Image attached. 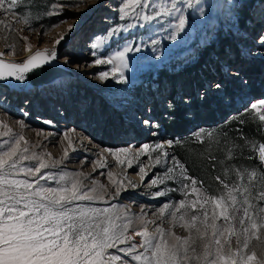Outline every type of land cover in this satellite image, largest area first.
Returning <instances> with one entry per match:
<instances>
[{
    "label": "rangeland",
    "instance_id": "374dc122",
    "mask_svg": "<svg viewBox=\"0 0 264 264\" xmlns=\"http://www.w3.org/2000/svg\"><path fill=\"white\" fill-rule=\"evenodd\" d=\"M151 2L168 6L175 3L180 12L151 21L138 17L121 20L119 9L123 0H20L15 14L0 10V21L4 22L0 23V53L3 57L21 60L30 53L26 49L31 48L32 52L46 39L54 43L60 60L65 57L64 62L74 74L72 78H61L50 86L28 92L0 89V122L6 125L0 127V132H7L8 128L12 130L8 135H0V152L6 151L18 136L23 135L27 144L22 142L21 146L29 150L26 155L35 153L49 164L42 172L55 176L57 180L64 172L82 173L80 178L85 186H93L96 182L99 190V185H104L103 199L78 203L96 208L116 205L118 214L131 221L127 234L133 239L107 250L108 255L120 256L129 264L136 262L119 248L140 242L134 231L140 229L141 220H156L167 229L170 226L167 219L163 222L157 219L158 209L165 203L185 198L177 175L178 167L172 174L177 176L176 179H165L163 184L151 186L153 178H163L168 168L174 167L172 157L184 165L175 153V142L183 141L182 145L190 147L207 142L203 150L209 156L213 155L212 160L230 164L229 156L235 150V141L229 143L223 139L225 136L230 133L241 136L245 119L260 122L264 132V121L259 120V115L264 113V105L259 101L264 100V95L251 96L249 90L250 78L264 91L261 81L264 77L258 76L259 72L264 74V61L261 60L264 59V42L261 41L264 36V0H192L191 7L188 6L189 0ZM244 7L248 15L244 14ZM201 9L203 16L200 15ZM145 11L153 14L152 7ZM181 14L187 23L183 30L177 31L175 25ZM25 17L30 19L27 25ZM129 24L135 26L129 28ZM120 25L124 27L113 33L112 30ZM218 33L221 37L235 36L239 54L230 51L226 58L219 59L218 67L201 71L196 81L186 82L180 75ZM173 35L175 39H172ZM101 39L103 46L94 49L93 44ZM57 40H60L58 44L55 43ZM126 46L132 51L126 53L127 67L121 69L124 81L120 80V73L115 77L111 75L112 65L94 63L97 58H107ZM101 72H109L108 79L101 80ZM157 81L163 83L162 88ZM253 103L258 105L259 111L251 108ZM207 104L211 106L208 110L214 111L215 121L208 118ZM178 108L183 110V117L187 120L186 138L161 124L162 118H176L174 111ZM220 108H224L225 113L218 117ZM219 138L223 149L219 156H215L210 150L215 139ZM169 140L173 141L171 146L164 144ZM244 140L238 146L244 148L246 161L233 162L227 169L264 172V164L259 166L257 161H247L257 158L261 162L258 146L264 142L258 137ZM144 144L150 145L151 159L148 153L137 156ZM157 144H164L163 149L152 151ZM122 148L129 151L118 153V160L113 152ZM163 152L167 153L166 157ZM157 155L161 156L158 164L155 163ZM23 163L31 167L37 161ZM140 166L147 173L143 180ZM224 172L225 169L220 171L222 177ZM185 175L198 182V195H210L204 183L192 177L187 168ZM235 178V173L229 171V179ZM184 182L189 184L190 191L191 180ZM40 184L55 187L56 181L44 179ZM211 186L216 192L221 188L220 183ZM117 188L120 189L119 195H116ZM165 189H170L165 195H154ZM196 195L192 194L188 199H195ZM260 207L264 208V203ZM148 228L153 231L155 225L149 223ZM174 231L181 236L188 234L178 226ZM232 244L235 248V238H232ZM141 250L137 249V252ZM245 251L248 254L254 251L257 259H264V229L249 241Z\"/></svg>",
    "mask_w": 264,
    "mask_h": 264
},
{
    "label": "snow or ice",
    "instance_id": "6c2138e0",
    "mask_svg": "<svg viewBox=\"0 0 264 264\" xmlns=\"http://www.w3.org/2000/svg\"><path fill=\"white\" fill-rule=\"evenodd\" d=\"M18 2L20 0H0V10L15 14ZM188 6H192V0H189ZM149 7H152L153 14L145 11ZM119 11L121 20L138 17L151 21L180 12V9L175 3L168 6L164 3L153 4L151 0H123ZM200 15H204L203 9ZM24 23L27 25L30 19L25 17ZM186 23V17L179 15L176 30H183ZM134 26L128 25L129 28ZM123 27L120 25L112 32ZM172 39H175V35ZM261 41L264 42V36H261ZM59 42L57 40L55 43ZM102 46V39L93 44L94 49ZM26 50L31 52V48ZM129 51L132 48L126 46L107 58H97L94 63L112 65L111 75L115 77L120 73L119 78L124 81L121 69L127 67L126 53ZM56 55L55 48H46L35 51L20 63L0 59V81H25L28 73L50 63L56 59ZM109 74L101 72L99 78L106 80ZM259 104L264 105V100ZM251 108L259 111L256 103ZM259 120L264 121V113L259 115ZM0 127L6 125L0 122ZM11 131L8 128L0 135H8ZM22 142L27 144L25 137L20 135L6 151L0 152V264H115L116 261L129 264L120 256L108 255L107 250L133 239L127 234L131 221L124 220L118 214L116 205L96 208L78 203L103 199L105 186L99 185V190L96 182H93V186H85L80 178L82 173L64 172L57 180L55 176L42 172V169L49 167L42 157L35 153L26 155L29 150L21 146ZM172 143L170 140L164 142L168 146ZM164 144L155 145L152 151L163 149ZM149 149L150 145L144 144L137 156L148 153L151 159ZM128 151L126 148L117 149L113 155L119 160L118 153ZM162 154L167 156L166 152ZM258 157L264 164V143L258 146ZM26 160H36L37 163L29 167L23 163ZM160 160L161 156L157 155L155 163H160ZM172 160L174 167L168 168L163 178L156 177L151 181V186H157L163 184L165 179H176L177 176L172 174L176 167L179 168L177 175L185 198L171 204L165 203L158 209L157 219L161 222L167 219L169 228H163L156 220H141L140 229L134 231V235L140 237V242L131 243L127 248L120 247L119 251L127 252L136 264H264V259H257L254 251L251 254L245 251L249 241L264 229V208L260 207L264 203V172L225 169L224 179L216 177L221 188L213 194L201 196L196 187L198 182L185 175V166L175 157ZM128 166L131 167V161ZM139 171L143 180L147 175L145 168L140 166ZM229 171L235 173L234 180L229 179ZM108 175L111 178L110 172ZM44 179L56 181V186L41 185L40 181ZM185 180H191L190 191ZM169 190L157 191L154 195L163 196ZM119 192L117 188L116 195ZM192 194H197L196 198L188 199ZM149 223L155 225L153 231H149ZM177 226L188 234H176L174 228ZM232 238L236 241L235 248ZM137 249L142 250L137 252Z\"/></svg>",
    "mask_w": 264,
    "mask_h": 264
},
{
    "label": "trees",
    "instance_id": "16d2710c",
    "mask_svg": "<svg viewBox=\"0 0 264 264\" xmlns=\"http://www.w3.org/2000/svg\"><path fill=\"white\" fill-rule=\"evenodd\" d=\"M243 12L245 15H248L249 12L247 8L244 7ZM237 38L233 36L232 34L227 36V37H221V35L218 33L216 39L203 48L201 52L198 53L196 61L191 65L187 67V71L183 74L180 75L184 78L186 82H190L193 80H197V77L200 75L201 71H208V68L215 66H219V59L226 58L228 53L230 51L234 52V54L238 55V45H237ZM264 61V59H261ZM260 77H264V74L259 72ZM263 85H264V79L261 80ZM161 86L160 88L163 87V83L160 81H157ZM249 90L251 96H263L264 91L263 89H259V86L257 85L255 80H251L249 78ZM198 108V107H196ZM205 108L210 109L211 106L207 104ZM225 109L220 108L218 117L224 115ZM174 115H176V118H162L161 124H164L166 128L170 129L171 132L177 135H181L182 138H186L185 136V131L187 129V120L186 118L183 117V110L178 108L174 111ZM208 118L211 121L216 120V116L214 114L213 110H208ZM164 122V123H163ZM260 124V122H259ZM258 123L252 122L251 120H244V124L241 125V136H236L233 133H228L229 135L225 136V141L231 143V141H235V150L232 152L231 156V161L232 163L230 164H224V163H217L215 160H212V156H209L208 153L203 150L205 148V143L201 145H191L190 146H185L182 145V142H175L174 143V149L177 157L184 163L185 167L187 168L189 174L192 177H195L198 180H201L204 183V186L206 190L210 193L213 194L216 191L213 190V187L211 185L213 184H218L219 181L216 180L217 176H220L221 179L222 174H220V171H224V169H230L231 165H233V162L239 164L242 161H246L245 155H243V150L244 148H239V144H241L244 139L250 137V139H254V137H258L260 139V142H264V132H262L261 127ZM261 131V132H260ZM263 133V134H262ZM184 135V136H183ZM263 135V136H262ZM186 140V139H184ZM221 139L219 138L218 140L215 139V142H213V146L211 148V152L215 156H219L221 153L222 143L220 141ZM237 145V148H236ZM209 156V157H208ZM247 161H257V165L261 166V162L258 161L257 158H254V160H247Z\"/></svg>",
    "mask_w": 264,
    "mask_h": 264
},
{
    "label": "water",
    "instance_id": "95a60500",
    "mask_svg": "<svg viewBox=\"0 0 264 264\" xmlns=\"http://www.w3.org/2000/svg\"><path fill=\"white\" fill-rule=\"evenodd\" d=\"M33 52L32 54H34ZM56 59L50 63L43 65L42 67L35 69L33 72L27 74L25 81L6 80L0 81V89L9 92H26L34 88H44L50 86L61 78H72L74 76L72 70L67 66L66 62H62L59 58V51L56 50ZM5 62H16V60H10L5 57H0ZM27 59V57L25 58ZM24 59V60H25Z\"/></svg>",
    "mask_w": 264,
    "mask_h": 264
},
{
    "label": "bare ground",
    "instance_id": "6f19581e",
    "mask_svg": "<svg viewBox=\"0 0 264 264\" xmlns=\"http://www.w3.org/2000/svg\"><path fill=\"white\" fill-rule=\"evenodd\" d=\"M52 49V48H54V43L53 42H50V41H48V40H43L42 42H40V44L39 45H37L36 46V49H34V51H32V52H30V53H27L24 57H23V59H21V60H16V61H18V62H23L24 61V59L26 58V57H28L30 54H32L33 52H35V51H37V50H43V49ZM0 57H3V56H0ZM7 58V57H6ZM8 59H10V58H8ZM10 60H12V59H10ZM61 61L62 62H64L65 61V57L63 58V59H61ZM65 63V62H64ZM34 89H36V88H34ZM33 90V89H32ZM30 91V90H29ZM26 92H28V91H26Z\"/></svg>",
    "mask_w": 264,
    "mask_h": 264
}]
</instances>
